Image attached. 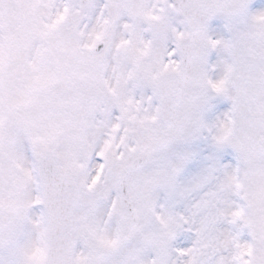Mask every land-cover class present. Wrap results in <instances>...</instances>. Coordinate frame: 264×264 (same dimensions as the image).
Instances as JSON below:
<instances>
[{"label":"snow or ice","instance_id":"snow-or-ice-1","mask_svg":"<svg viewBox=\"0 0 264 264\" xmlns=\"http://www.w3.org/2000/svg\"><path fill=\"white\" fill-rule=\"evenodd\" d=\"M0 264H264V0H0Z\"/></svg>","mask_w":264,"mask_h":264}]
</instances>
